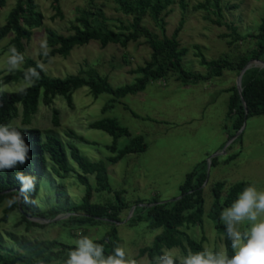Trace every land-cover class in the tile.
Masks as SVG:
<instances>
[{
    "label": "rangeland",
    "instance_id": "rangeland-1",
    "mask_svg": "<svg viewBox=\"0 0 264 264\" xmlns=\"http://www.w3.org/2000/svg\"><path fill=\"white\" fill-rule=\"evenodd\" d=\"M174 1L175 4L169 8L170 12L164 18L166 38H170L182 16L180 0ZM183 1L187 8L178 40L181 47L188 49V53L182 59V67L185 71L202 75L206 73V68L202 67L199 59L195 57L194 46L199 47L207 61L216 60L224 54L245 52L252 47L253 43L246 41L230 50L225 40L219 38L221 34L228 32L226 28L211 25L204 19V13L192 10V7L201 0ZM35 2L43 16L42 25L34 29L30 41L24 43V55L42 65L47 76L63 79L94 69L116 88L133 83L138 76L131 75L130 71L141 67L149 60L151 50L144 39H140L135 43H129L126 48L118 45L102 48L99 43L91 41L87 45L74 47L66 58L56 56L43 63L38 58V54L41 51V41L46 40L45 30L51 29L65 36L72 34L71 24L79 20V11L87 9L89 5L87 0H60L58 3L62 16L60 18L52 9V0H35ZM14 3L15 0H8L5 7L0 9V26L5 23L6 16ZM94 4L103 11L108 19V28L114 31H117L121 24L125 26L130 21L129 17L116 11V5L112 0H96ZM222 5L236 6L233 11H224L223 17L240 34L254 32L264 15V0H222ZM143 25L158 38H163L149 17L144 18ZM11 37L8 36L0 41V72H2L0 84L2 77L9 74L8 53L4 48ZM21 68L22 65L19 69ZM236 78V73L225 70L219 78L184 85L176 80L175 74L170 73L162 80L150 83L142 92L116 101H112V97L107 94L94 98L90 95L89 89L83 87L73 93L72 108H69L61 97L54 99L53 108L59 113L58 128L52 127L51 109L40 104L38 113L30 120L27 127L39 129L43 138L46 136L59 138L64 146L71 171L63 177L52 175L53 166L48 161L47 172L35 200L36 210L45 211L55 204L57 185L65 187L70 204L81 202L85 188L76 181V175L81 171L70 158L72 148L77 149L80 156L92 163L100 161L105 163L111 192L94 191V176H87L93 188L91 203L99 205L114 201L115 192H122L123 200L129 204H133L136 200L149 201L153 197L159 198L161 202L175 200L179 197V188L185 176L205 162L207 182L202 189L204 200L202 230L199 227H189L185 232L195 240L203 235L204 250L225 252L222 236L208 218L213 201L211 187L216 182H224L225 191L233 184L244 182L249 186H255L258 191H264V115L247 119L240 139H237L236 134L229 137L231 131L226 118L229 94L225 90L236 86ZM23 86L22 82H11L2 85L0 92L6 94L17 92ZM108 103L111 107L103 113L102 108ZM131 112L137 117H133ZM101 119L114 120L118 125L126 128L131 137L142 136L147 145L145 151L127 155L114 165L108 164L106 161L113 154L106 149V146L111 145L113 138L103 131L88 128L89 123ZM13 123L14 121L11 125ZM15 125L22 126L21 118L15 122ZM225 125L228 129L224 128ZM71 131L76 137L88 143L72 139L69 135ZM128 140L125 137L119 138L117 148H123L128 144ZM234 154H238L236 159L225 163V160ZM213 159H216V164L211 165ZM6 205L0 208V218L2 209ZM129 214L130 210L125 211L121 216L123 222L116 225L120 246L125 250L126 259L135 261V264H147L145 256L138 258V251L140 248L150 246L162 230L149 229L144 222L126 225L133 212L130 217ZM19 219V213L14 211L9 215L6 223L0 222V234L8 250L16 249L10 235L38 241L55 239L68 245H76L81 237L97 239L107 230L106 225H101L90 228L84 233L81 231L70 233L67 229L55 226L26 232L23 227L14 228ZM247 227L248 224L245 222L242 230ZM165 253L174 257L182 256L178 248L165 250Z\"/></svg>",
    "mask_w": 264,
    "mask_h": 264
},
{
    "label": "trees",
    "instance_id": "trees-1",
    "mask_svg": "<svg viewBox=\"0 0 264 264\" xmlns=\"http://www.w3.org/2000/svg\"><path fill=\"white\" fill-rule=\"evenodd\" d=\"M8 0H0V9L5 7ZM60 0H52V9L57 17H62L59 9ZM87 0L89 7L79 11V20L71 24L72 34L61 35L51 29H46V41L50 49L49 56L44 57L41 51L38 58L47 63L51 58L59 56L66 58L74 47L87 45L91 41L99 43L102 48L108 45H118L126 48L129 43H135L144 39L145 44L151 50L149 60L141 67L130 71L131 75H137L131 84L120 87H112L106 77L100 76L94 69L82 71L77 75L67 76L63 79L49 77L43 70L37 67L39 64L24 55V43L29 42L33 30L42 25L43 16L38 10L35 0H15L13 7L6 16L5 23L0 26V41L12 36L5 46L4 51L10 55L9 49L15 46L19 53L23 54L22 68L2 77L0 87L8 83H24V72L29 68H36L40 72V79L34 86L28 87L25 93L19 91L6 94L0 92V125L11 124L21 132L25 143L29 146V159L25 164L0 172V208L2 209L1 223H6L9 215L17 211L20 219L14 228L23 227L28 232L31 229H44L58 226L72 232H86L90 228L106 225L107 230L94 243L103 245L104 255H112L114 248L120 246L117 226L115 223L123 222L122 214L135 206L132 216L126 221V225H134L144 222L147 228L161 229L152 244L140 248L138 258L146 257L147 264H154L155 258L165 254V250L173 248L180 249L182 256L188 255L189 251H204L205 238L202 235L198 240L188 236L185 229L199 227L202 230V217L204 213L203 191L201 188L206 180V164L203 162L194 171L187 174L179 188V199L160 203L157 197L149 201L136 200L133 204L126 203L122 198V192L114 193V201L105 204L91 203L92 186L87 176H94V191L111 192L108 184V176L105 163H92L79 155L77 149L72 148L70 158L78 166L81 173L76 175V181L85 188V194L78 204H70L66 197L65 187H55V204L45 211H37L35 200L39 194L42 179L47 172L48 161L53 166L52 175L63 177L71 169L62 141L55 136L42 137L41 131L36 128L27 127L30 120L38 113L39 105L51 109V124L53 128L59 127V113L53 108L54 99L61 97L69 108L73 106V93L83 87L89 89L92 97L97 98L101 94L110 95L112 101L142 92L150 83L165 78L170 73L175 74L176 80L184 85L198 82H208L213 78H219L225 70L239 74L242 68L250 60L264 62V15L254 32L240 34L233 25L228 23L224 17V11H233L234 5H222V0H201L192 7L193 11L204 13V19L213 26L225 27L228 31L221 34L219 38L225 40L230 50L236 48L239 43L251 41L252 47L239 53L224 54L216 60L207 61L200 52L199 47L194 46L195 57L199 64L206 68L205 74H194L185 71L182 67V59L188 53V49L181 47L178 36L185 22L184 12L187 5L180 0L182 16L170 38L164 36L166 22L164 18L170 12L169 8L175 4L174 0H112L116 5V11L129 17L127 25L121 26L114 31L107 26L108 19L103 11L94 2ZM93 6V8H92ZM145 17H149L163 38L151 33L143 25ZM40 65V64H39ZM8 67V66H7ZM2 72H0V75ZM241 96L246 104L245 115L238 92L235 86L226 90L228 96L226 118L229 122L230 136H234L241 128L244 119L253 116L264 115V69L250 68L246 70L241 78ZM111 104H106L102 112L110 109ZM133 117H137L132 113ZM21 118V125L15 122ZM89 129L100 130L113 138L111 145L106 149L113 154L107 159V163L114 165L119 160L130 154L145 151L147 145L142 136L131 137L129 131L110 119H101L88 124ZM225 129H228L225 125ZM72 139L78 142L88 143L82 138L76 137L71 131ZM125 137L128 144L123 148H117V140ZM241 135L237 137L240 139ZM94 145V144H92ZM238 154L229 156L225 163L234 159ZM216 159L211 165L216 164ZM17 172L35 177V190L28 193L27 202L19 192L20 182L16 180ZM248 183L240 182L233 184L224 191L225 183L216 182L211 187L213 201L208 218L214 223L215 229L222 236L225 252L228 256L233 255L231 243L226 239L225 228L220 221V213L223 208L228 207L237 198L238 194ZM18 198V202L8 205L12 198ZM64 217L54 223L40 224L33 222L31 218L53 220L56 217ZM16 249H7L3 244L0 234V264H65L68 254L74 250L76 245H68L58 240H30L23 236L10 235Z\"/></svg>",
    "mask_w": 264,
    "mask_h": 264
},
{
    "label": "clouds",
    "instance_id": "clouds-1",
    "mask_svg": "<svg viewBox=\"0 0 264 264\" xmlns=\"http://www.w3.org/2000/svg\"><path fill=\"white\" fill-rule=\"evenodd\" d=\"M41 54L49 56L50 49L47 41L40 43ZM7 71L18 70L24 61L23 54L15 46L9 49ZM43 70L42 65H37ZM40 79V72L36 68H29L24 72V86L18 91L25 93L28 87L34 86ZM29 146L20 131L11 124L0 125V172L11 170L26 163L29 157ZM16 180L20 182L19 192L27 202L28 193L35 190L36 179L33 176L17 172ZM18 202L14 197L7 203L11 206ZM264 191H258L253 185L244 188L237 198L220 213V221L225 228V236L231 243L233 255L226 252L189 251L186 256H172L167 253L155 258L154 264H264ZM247 222L248 227L242 230ZM65 264H135L126 259L125 250L119 246L114 248L113 254L105 256L103 245L94 243L87 236L76 242V247L68 254Z\"/></svg>",
    "mask_w": 264,
    "mask_h": 264
},
{
    "label": "water",
    "instance_id": "water-1",
    "mask_svg": "<svg viewBox=\"0 0 264 264\" xmlns=\"http://www.w3.org/2000/svg\"><path fill=\"white\" fill-rule=\"evenodd\" d=\"M250 68H259V69H264V62L263 61H258V60H250L249 62H247L245 64V66L242 68V70L239 72V74L237 75V78H236V90L238 92V95H239V98H240V101H241V104L243 106V109H244V112H245V115L247 113V108H246V104L245 102L243 101V98L241 96V92H242V88H241V78L244 74V72ZM245 123H246V118L244 119L243 123H242V126L241 128L237 131L236 133V136H239L241 135L244 127H245ZM206 182H207V178L204 182V184L202 185L201 188H203L205 185H206ZM180 197H178L177 199H179ZM176 200V199H175ZM171 201H174V200H171ZM160 203H165V202H160ZM135 209V206H132L131 209H130V214H129V217L131 216L132 212L134 211ZM128 217V218H129ZM64 217H56L55 219L53 220H44V219H41V218H31L30 220L33 221V222H37V223H40V224H48V223H51V222H55V221H58L60 219H62ZM116 225L120 224V223H115Z\"/></svg>",
    "mask_w": 264,
    "mask_h": 264
},
{
    "label": "crops",
    "instance_id": "crops-1",
    "mask_svg": "<svg viewBox=\"0 0 264 264\" xmlns=\"http://www.w3.org/2000/svg\"><path fill=\"white\" fill-rule=\"evenodd\" d=\"M225 92H226V90H225Z\"/></svg>",
    "mask_w": 264,
    "mask_h": 264
}]
</instances>
